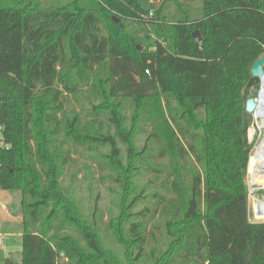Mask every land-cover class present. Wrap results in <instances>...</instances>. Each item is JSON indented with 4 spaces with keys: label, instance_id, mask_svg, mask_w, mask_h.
Wrapping results in <instances>:
<instances>
[{
    "label": "trees",
    "instance_id": "16d2710c",
    "mask_svg": "<svg viewBox=\"0 0 264 264\" xmlns=\"http://www.w3.org/2000/svg\"><path fill=\"white\" fill-rule=\"evenodd\" d=\"M200 10L197 18L180 10L168 18L150 0H0V191L22 196L20 264H62L61 254L65 264H137L144 258L140 225L131 224L125 235L119 220L111 222L124 249L122 263L104 249L96 224L60 190L67 156L59 134L109 147L104 158L124 201L145 149L133 148L120 104L130 101L135 119L145 107L163 116L161 97L176 102L185 128L179 138L164 117L154 136L165 146L173 184L181 187L165 223L169 251L157 264L187 247L195 264H264V223L249 222L244 186L251 150L245 102L259 85L250 68L264 56V0H200ZM194 31L201 41H193ZM92 79L105 101L100 108L109 111L126 144V166L112 137L78 135L75 121L57 117L63 91L74 94ZM187 132L198 148L182 143ZM188 157L198 167H189ZM46 210L41 226L60 218L84 245L72 236L52 242L43 227L36 231Z\"/></svg>",
    "mask_w": 264,
    "mask_h": 264
},
{
    "label": "rangeland",
    "instance_id": "374dc122",
    "mask_svg": "<svg viewBox=\"0 0 264 264\" xmlns=\"http://www.w3.org/2000/svg\"><path fill=\"white\" fill-rule=\"evenodd\" d=\"M159 14L168 18L179 10L193 19L201 16L200 0H150ZM152 17L151 14L148 16ZM136 27H133V29ZM140 52L142 48L140 45ZM260 83V80H258ZM81 85L74 94L63 91V113L57 114L61 121L68 123L75 121V131L78 135H93L95 133L113 138L119 151L123 166L127 165L126 144L116 135L115 126L109 119V111L101 109L105 105L100 90L92 85ZM62 90L61 85L58 86ZM258 88L252 92L257 96ZM161 97L160 104L163 116L156 115L149 107H145L137 119L134 118L135 108L130 101H123L120 105V116L123 119V128L130 134L133 148L136 151L145 149V153L135 160L138 171L132 178V190L128 197L122 200V190L115 182L116 172L104 158L109 153V147L88 142H77L72 138L63 139L59 134L61 152L67 156L66 164L61 168L58 177L60 190L67 196L81 216L97 226L102 246L112 253L120 262L125 263L124 249L116 242L112 235L111 222L119 220L126 235L131 224L141 226L140 232L144 237L145 256L137 264H157L163 255L169 251L170 239L166 235L165 223L171 217L174 207L179 204L180 186L173 184V175L169 167V160L165 153V146L160 138L161 122L165 119L181 138V129L185 128L183 121L177 120L179 108L174 100L168 103ZM256 99V98H255ZM113 102V101H111ZM100 108V109H99ZM248 142L251 145L247 170L244 179L246 188L248 220L252 224L264 223V211L256 216L254 205L264 204V180H256L250 171L249 160L260 144L263 131L253 116L249 114ZM174 121H173V120ZM175 122L177 125H175ZM181 128V129H180ZM194 133H186L182 143L187 147L198 144L192 140ZM194 142V143H193ZM1 144V137H0ZM195 164L192 157L187 158L189 167ZM190 177H186L188 184ZM22 196L19 191H0V264L10 259L13 264L21 263L20 236L22 222L25 220L21 206ZM133 202V203H132ZM130 203L132 206L126 208ZM128 217L121 215L125 212ZM124 210V211H123ZM49 210L42 211L37 221L36 231L43 227L52 242L63 236H72L81 245L83 240L74 228L64 224L60 218L54 219L49 225H42ZM30 222V220H28ZM35 228V227H34ZM190 249H179L167 264H195ZM134 253H136L134 251ZM134 255V254H133ZM66 258L60 255V263L65 264Z\"/></svg>",
    "mask_w": 264,
    "mask_h": 264
},
{
    "label": "bare ground",
    "instance_id": "6f19581e",
    "mask_svg": "<svg viewBox=\"0 0 264 264\" xmlns=\"http://www.w3.org/2000/svg\"><path fill=\"white\" fill-rule=\"evenodd\" d=\"M263 87V91L259 94V97L256 98V108L251 113L254 120L259 123L263 134L261 135L260 144L254 151V154L251 155L249 160L250 171L252 176L256 180H264V75L259 79ZM254 210L256 216H259L260 211H264V204H259V206L254 205ZM261 215V214H260Z\"/></svg>",
    "mask_w": 264,
    "mask_h": 264
},
{
    "label": "water",
    "instance_id": "95a60500",
    "mask_svg": "<svg viewBox=\"0 0 264 264\" xmlns=\"http://www.w3.org/2000/svg\"><path fill=\"white\" fill-rule=\"evenodd\" d=\"M117 22V19H114ZM191 37L194 42H199L202 40V37L199 31H194L191 34ZM138 50L139 47H137ZM250 74L253 78L260 79L264 75V56L260 57L250 68ZM256 108V99L250 98L245 102V112L251 114Z\"/></svg>",
    "mask_w": 264,
    "mask_h": 264
},
{
    "label": "built area",
    "instance_id": "2783aa9c",
    "mask_svg": "<svg viewBox=\"0 0 264 264\" xmlns=\"http://www.w3.org/2000/svg\"><path fill=\"white\" fill-rule=\"evenodd\" d=\"M259 84H260V88H259V90L257 92V96L255 98H258L259 94L263 91V87H262L261 83H259ZM0 245H1V239H0Z\"/></svg>",
    "mask_w": 264,
    "mask_h": 264
}]
</instances>
